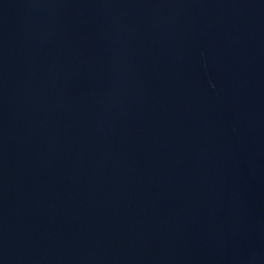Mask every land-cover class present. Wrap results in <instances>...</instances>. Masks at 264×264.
<instances>
[{"label": "water", "instance_id": "obj_1", "mask_svg": "<svg viewBox=\"0 0 264 264\" xmlns=\"http://www.w3.org/2000/svg\"><path fill=\"white\" fill-rule=\"evenodd\" d=\"M0 264H264V0H0Z\"/></svg>", "mask_w": 264, "mask_h": 264}]
</instances>
